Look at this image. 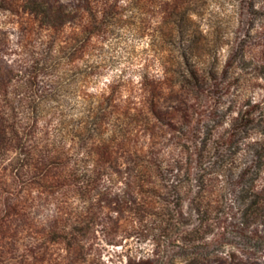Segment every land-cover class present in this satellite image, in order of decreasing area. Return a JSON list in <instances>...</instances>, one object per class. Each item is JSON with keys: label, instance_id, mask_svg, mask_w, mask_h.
Wrapping results in <instances>:
<instances>
[{"label": "rangeland", "instance_id": "1", "mask_svg": "<svg viewBox=\"0 0 264 264\" xmlns=\"http://www.w3.org/2000/svg\"><path fill=\"white\" fill-rule=\"evenodd\" d=\"M179 2L198 28L185 50L194 57L177 68L178 38L163 32ZM57 44L61 65L34 70ZM85 112L104 119L97 148L75 126ZM243 112L249 133L223 144ZM257 140L264 0H0V264H264ZM200 141L217 148L204 166L192 155ZM94 151L98 181L85 189L75 168ZM138 157L180 162L183 216L169 203L171 174L137 173ZM244 181L258 194L250 211ZM166 204L174 233L131 234Z\"/></svg>", "mask_w": 264, "mask_h": 264}, {"label": "trees", "instance_id": "2", "mask_svg": "<svg viewBox=\"0 0 264 264\" xmlns=\"http://www.w3.org/2000/svg\"><path fill=\"white\" fill-rule=\"evenodd\" d=\"M128 10V9H126ZM193 9L190 8L189 3H181L179 2L178 5L174 7V9L170 12V15L174 17V20L172 23L169 21L167 24V32H163V36L169 35V36H176L178 38V43H179V48L182 50V54L180 55V60L173 61V64L176 63L177 68L181 67L183 63H188L190 58L194 57V53H188L186 48L191 45H186L188 42H193L195 39L192 37L194 34L197 32V26H194L196 24V20L193 17ZM122 13V12H121ZM108 16L111 15L110 11L106 12ZM57 46V47H56ZM65 49L67 47L57 44V45H50L48 47V53L46 56L42 58H38L34 61V65L32 68L36 70L39 67L46 68L47 70H53L56 67H59L61 65L62 58H65L63 54H65ZM54 51V54H53ZM67 56V55H66ZM68 59H71L72 57H67ZM182 63V64H181ZM189 73L186 76H190L195 81H199L201 78V74L198 73V71H195L193 69H188ZM35 72V71H34ZM201 75V76H200ZM204 79V77H203ZM216 80V79H215ZM85 111V110H84ZM91 112V111H90ZM90 112L86 115V112L84 114V117L87 119H80L75 126L79 128V132L82 133L83 140L92 142V148H97L99 145L103 144L105 142V139L101 137L103 134L101 131V128L103 126L104 119H99V113H95L91 118ZM246 112V111H245ZM246 116H249V113H244L241 114V116L237 119H232L230 121L227 133L225 137L223 138L222 142L223 144L226 143L228 146H233L236 142L237 137H241L243 134H248L250 129H251V124L253 123L254 119H246ZM123 119H114L115 122L113 124H116L117 122L122 121ZM132 121L139 122L141 119H132ZM117 125V124H116ZM201 145L198 147V151L192 155H195V157L200 161V165L204 166L208 161H210L214 156L215 150L217 148L215 146H211L209 148H206V144H204L202 141L199 142ZM203 145V146H202ZM250 148V153L255 154L257 157H261V159L264 157V141L262 140H257L254 143H251L249 145ZM92 156V157H91ZM90 157H87V159H81L79 160V163L77 164L75 170L76 173H81V179L80 185L85 188H95V184L98 181V177L96 174L95 169H89L88 166L89 164L93 166H97L98 163H96V160L99 158L97 151H94L91 154ZM91 162V163H90ZM134 165L136 166L135 170L138 173L143 172L144 174L149 173V172H154L158 173L161 175L162 179L166 177L169 174H171L172 182L170 183V191H169V198L170 201L169 203H173L172 206H174L178 201H181L180 206L175 210L179 216H183V213L181 212V208L183 205V201L181 200V187H180V182L182 181L181 178L179 177L182 170H181V165L179 161H175L172 166V169L163 167L162 165H154L155 163H152L150 160L145 159L144 157H138L136 160H133ZM223 162V161H221ZM218 164V165H217ZM227 165L229 163H226L225 161L223 163H216V166L218 168L224 169L227 168ZM139 168V170H137ZM135 170L133 173H135ZM174 171H176V174H174ZM244 176V175H243ZM88 191V190H87ZM86 191V192H87ZM246 192H249L250 195L246 196ZM239 196H242L243 199L247 200L248 198L251 199L250 201L252 203H247V208L246 210L250 211L254 204L257 202L255 201V198L258 197V194L254 190V185L253 183L249 186L246 185L245 181L244 183H241V186L239 187ZM169 205H163L160 208L159 212L153 213V218L155 219L153 224H149L146 222L145 224H140L138 228L132 227L130 232L131 234H142L144 236H163L166 234L174 233L175 229L172 227L173 221L176 219L175 216H171L169 212H171V209H168ZM191 208L194 213H196L198 216L202 214L203 207H202V202L200 200H193L191 203ZM136 211V209H134ZM141 219V218H139Z\"/></svg>", "mask_w": 264, "mask_h": 264}]
</instances>
